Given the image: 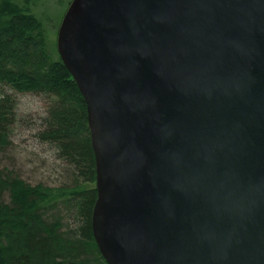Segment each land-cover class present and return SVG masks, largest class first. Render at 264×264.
Listing matches in <instances>:
<instances>
[{
  "label": "water",
  "instance_id": "1",
  "mask_svg": "<svg viewBox=\"0 0 264 264\" xmlns=\"http://www.w3.org/2000/svg\"><path fill=\"white\" fill-rule=\"evenodd\" d=\"M107 264H264V0H71Z\"/></svg>",
  "mask_w": 264,
  "mask_h": 264
},
{
  "label": "trees",
  "instance_id": "2",
  "mask_svg": "<svg viewBox=\"0 0 264 264\" xmlns=\"http://www.w3.org/2000/svg\"><path fill=\"white\" fill-rule=\"evenodd\" d=\"M45 5L0 0V264H107L92 235L96 189L83 188L96 174L86 104L57 51L51 56ZM35 6L43 8L46 23ZM6 88L48 97L45 116L30 130L59 162V187L27 183L16 158L6 157L16 152L17 107Z\"/></svg>",
  "mask_w": 264,
  "mask_h": 264
},
{
  "label": "rangeland",
  "instance_id": "3",
  "mask_svg": "<svg viewBox=\"0 0 264 264\" xmlns=\"http://www.w3.org/2000/svg\"><path fill=\"white\" fill-rule=\"evenodd\" d=\"M45 3V8L48 7L45 15L51 19L49 22L46 23L44 15L43 17L41 16L43 10L41 6H35L37 8L34 9L40 8L36 14L41 16L46 23L47 43H49L51 56L56 58L57 55L54 52L55 50L57 51V25H59V21L62 19L70 0H45ZM5 69H8V64ZM5 90L17 103L16 123L11 133V147L16 152L14 154L8 152L9 154L6 157L16 158L15 167L17 169L21 168V175L27 183L31 185L42 184L50 188L59 187V185H62V179L58 175L57 170L59 162L55 159L53 152L48 146L39 145L34 141L31 135L33 131L30 130L32 127L38 126L40 118L45 116L49 105L48 97L45 94L35 92L18 93L7 88ZM83 188H95V182L86 183Z\"/></svg>",
  "mask_w": 264,
  "mask_h": 264
}]
</instances>
